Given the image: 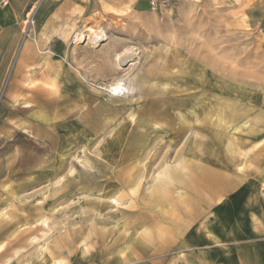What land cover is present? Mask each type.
Returning a JSON list of instances; mask_svg holds the SVG:
<instances>
[{
  "label": "rangeland",
  "instance_id": "rangeland-1",
  "mask_svg": "<svg viewBox=\"0 0 264 264\" xmlns=\"http://www.w3.org/2000/svg\"><path fill=\"white\" fill-rule=\"evenodd\" d=\"M159 1L0 0V264H186L217 185L264 188V0Z\"/></svg>",
  "mask_w": 264,
  "mask_h": 264
},
{
  "label": "crops",
  "instance_id": "crops-1",
  "mask_svg": "<svg viewBox=\"0 0 264 264\" xmlns=\"http://www.w3.org/2000/svg\"><path fill=\"white\" fill-rule=\"evenodd\" d=\"M10 1L14 6L15 0ZM130 1L134 6L140 4V0ZM14 9H0V48L15 47V20L22 10ZM6 62L0 54V91L4 80L1 64ZM210 186L213 188L214 183ZM218 187L213 193L216 202L206 216L210 218L187 228L178 247L168 255L181 254L186 264H264V188L248 180L236 184L226 201H218L217 193L223 191ZM191 211L192 206L187 214Z\"/></svg>",
  "mask_w": 264,
  "mask_h": 264
},
{
  "label": "bare ground",
  "instance_id": "bare-ground-1",
  "mask_svg": "<svg viewBox=\"0 0 264 264\" xmlns=\"http://www.w3.org/2000/svg\"><path fill=\"white\" fill-rule=\"evenodd\" d=\"M94 31V30H93ZM79 34H80V32H79ZM78 34V35H79ZM96 35V34H95ZM95 35H94V38H95ZM100 35V34H99ZM92 36V35H91ZM74 37V36H73ZM79 37V36H78ZM81 37V36H80ZM104 37V36H103ZM103 37H97L96 36V38H95V43L94 44H97L98 45V42L100 43V42H103V41H106V39H104ZM77 38V37H76ZM82 39V38H81ZM93 41H94V39H93ZM81 42V41H80ZM116 51V50H115ZM123 54H124V52H123ZM122 54V55H123ZM121 54L119 55V54H117V56H116V59H114V60H112V61H116V62H118V64H121V61H123V60H120V59H123L121 56H122ZM109 58H111L112 59V57H109ZM111 59H109V60H111ZM126 60V59H125ZM115 62V63H116ZM115 69V68H114ZM113 70H110V72H112ZM116 71V70H115ZM108 72V74H110V72L109 71H107ZM240 139V138H239ZM236 142V141H235ZM46 145V144H45ZM160 153V152H159ZM156 158V157H155ZM184 163V162H183ZM140 164V163H139ZM145 166V165H144ZM188 168H187V165L186 164H181L180 165V168L178 169V171L175 169V170H173V169H171L170 167H168L166 170H165V172H164V176L166 177V181H168V180H176V178H178V176L181 174V173H183V170H187ZM210 169V168H209ZM197 170H200V169H197ZM147 171V170H146ZM193 172V171H192ZM121 174H123V173H121ZM191 174V173H190ZM194 177V176H193ZM121 178V177H120ZM121 180V179H120ZM200 180V179H199ZM157 181V180H156ZM160 182V181H159ZM184 184H186L185 183V181H182ZM195 182V181H194ZM210 182V181H209ZM212 182V181H211ZM158 183V182H157ZM223 183V182H222ZM206 185V184H205ZM125 186V185H124ZM195 187V186H194ZM192 189V188H191ZM163 189H162V187L161 186H158L157 187V190H154V192H153V195L152 196H157V195H161L160 193H161V191H162ZM223 190V189H222ZM194 191V190H193ZM223 192V191H222ZM196 193V192H195ZM201 194V193H200ZM199 197V196H198ZM201 198V197H200ZM182 203H183V205L184 206H186V207H189L188 209H187V211H190V208H191V204L189 203V201H188V198H186L185 200H182L181 201ZM104 203V202H103ZM115 203V202H114ZM195 203V202H194ZM67 206V205H66ZM179 207V206H178ZM194 207V206H193ZM54 209V208H53ZM184 209V208H183ZM182 211V210H181ZM177 212V208L175 209V213ZM66 216V215H65ZM105 223V222H104ZM162 230V229H161ZM172 230V229H171ZM169 232V231H168ZM163 233H165V232H163L162 231V234ZM167 233V232H166ZM162 234H161V236H162ZM172 234V233H171ZM69 236V235H68ZM70 237V236H69ZM71 238V237H70ZM69 238V239H70ZM165 238V237H164ZM171 239V238H170ZM169 240V239H168ZM173 240V239H172ZM167 245V244H166ZM55 248H57V246L55 245ZM46 251H48V249H46ZM46 254V253H45ZM45 256V255H44ZM53 260V259H52ZM43 263V262H42Z\"/></svg>",
  "mask_w": 264,
  "mask_h": 264
},
{
  "label": "built area",
  "instance_id": "built-area-1",
  "mask_svg": "<svg viewBox=\"0 0 264 264\" xmlns=\"http://www.w3.org/2000/svg\"><path fill=\"white\" fill-rule=\"evenodd\" d=\"M161 5L162 6L166 5V2L161 4L159 0H150V7H151V9H154L155 10L158 7H160Z\"/></svg>",
  "mask_w": 264,
  "mask_h": 264
}]
</instances>
